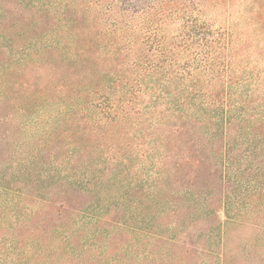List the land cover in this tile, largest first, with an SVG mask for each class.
<instances>
[{
	"label": "rangeland",
	"instance_id": "1",
	"mask_svg": "<svg viewBox=\"0 0 264 264\" xmlns=\"http://www.w3.org/2000/svg\"><path fill=\"white\" fill-rule=\"evenodd\" d=\"M31 1L0 0V9L23 8L28 18L35 7H44V21L53 25L68 4V24L74 20L78 26L72 43L63 41L79 52L83 38L91 46L83 65L59 74L55 86L68 87L42 113L31 108L25 115L13 96L6 110L0 108V264H65L71 258L76 264H115L119 246L107 247L113 232L106 234L110 220L100 222V210L108 200L118 203L124 185L154 190L168 135L183 128L182 140L206 158L207 168L218 166L214 155L235 127L253 121L257 140L264 141V0ZM70 49L61 55L72 54ZM229 110L232 129L213 136V124ZM51 118L60 126L49 133ZM18 165L29 170L13 180ZM101 170L107 181H87L101 177ZM113 172L116 179H110ZM65 178L81 181L85 192L75 189L82 197L73 199L70 220L51 221L45 199H66ZM94 199L100 208L91 206ZM186 210L183 205L146 224L157 238L122 249V263L217 264L216 256L226 254L225 264H264V209L249 207L220 230L213 218L179 229ZM122 238L126 245L130 237ZM190 238L199 251L181 260V242Z\"/></svg>",
	"mask_w": 264,
	"mask_h": 264
},
{
	"label": "trees",
	"instance_id": "2",
	"mask_svg": "<svg viewBox=\"0 0 264 264\" xmlns=\"http://www.w3.org/2000/svg\"><path fill=\"white\" fill-rule=\"evenodd\" d=\"M24 1H26L25 3L32 2L31 0ZM59 11L61 12L59 23L48 25L44 21L49 15L47 8L35 7L28 18H26L23 8L21 10L19 7L11 10L0 9V28H2L0 30L1 111L8 108L7 100L13 96L15 100H21L18 107L22 109L25 115L30 114L31 108L42 113L43 107L47 104H53L56 94L65 93L68 87L66 84L55 86V82L62 79L59 74L70 71L72 67L78 64L83 65L87 60L83 53L84 50H89L91 39H82L81 52L70 49L78 24L76 25L74 20L70 22V25L68 24L71 20L70 14L73 11L68 4L63 5ZM10 15H15V19L9 21ZM74 22L75 24H73ZM50 35H55V38L58 36V39H49ZM48 36L49 38H47ZM64 37H67V41L71 39V43L66 42V40L63 41L66 39ZM78 41H81V38L80 40L78 38ZM68 48L70 51L72 50V54L61 55L60 51ZM2 99L4 100L2 101ZM51 120L52 128L49 133L60 126L58 119L51 118ZM220 121V123L215 122L213 124V136L218 137L226 129H232L233 119L230 110L221 114ZM252 122L249 121L247 127H235V135L229 136L221 150L214 155L215 163L218 165L215 167H205L206 158L193 149L190 142L187 143L185 139L182 140L185 133L183 128H178L173 134L168 135L167 143L163 145L165 156L159 165L157 177L152 180V186H154L152 189L154 190L138 185H124L125 190L122 189L120 191L121 196L118 197L120 202L118 201L116 204L113 200H108L106 203L104 202L105 208L100 210L101 214L98 216L100 222L110 220V228L105 229L106 234L110 236L113 232L108 239L107 247L114 243H118L119 246L117 251L115 249L116 253H119L114 257L115 264H124L122 263L124 261L122 249L126 250L136 246L145 237L157 238L150 231L151 227L145 225L156 223L163 218L162 216L166 211L169 214H174L178 208L186 205V217L180 219L179 229L185 230L191 221L199 218H213L217 223V229L220 230V226L222 228L223 224L240 218L249 207L264 209V141L257 140L259 133L256 132ZM242 140L245 141V146L242 150H236L238 143L243 145ZM32 160L27 161L28 165L32 166ZM18 162L24 161L19 160ZM28 165L27 168L22 169L20 168L21 165H18L17 170L11 174V178L13 180L22 179L26 171L29 170ZM69 171H74V168ZM100 172L101 177L88 178L87 181L89 183L97 180L99 182L107 181L109 176H106V171L101 170ZM65 179L68 187L67 191L64 192L66 199L57 201L54 196L45 199L51 221L52 218L62 217H65L66 222L70 220L72 215H68V212L70 213L73 209V199H77L78 203L82 197L81 194H75V189L80 193L85 192L84 188H81L83 185L80 184L81 181ZM110 179H116L114 172L112 177L110 175ZM39 183L36 180L37 188L40 187L41 183ZM173 187H176V190ZM2 189L13 191L12 188L5 185ZM38 192L41 193V191ZM38 192L35 193L39 195ZM34 195L36 196V194ZM38 195L36 197L44 198ZM94 195L98 196L97 193ZM184 200H188V204L183 203ZM90 203L91 206L100 208L99 199H94ZM109 213L112 214V218L107 217ZM185 220L187 222H184ZM209 227L213 230L214 224H209ZM218 233L220 234V231ZM126 236L130 239L124 245L122 237ZM139 243L145 247L142 242ZM181 243L185 248L182 250V258L179 257V259L188 258L189 260L198 248L194 246L191 238L182 240ZM142 251L145 255L146 250ZM206 251L210 252L209 250ZM132 253L138 256V252L132 250ZM216 260L217 264H225L226 254L223 256L218 254ZM49 263L40 260L32 264ZM65 264L76 263L71 258Z\"/></svg>",
	"mask_w": 264,
	"mask_h": 264
}]
</instances>
